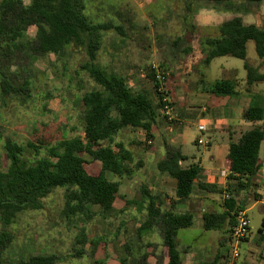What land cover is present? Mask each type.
Wrapping results in <instances>:
<instances>
[{
	"label": "trees",
	"instance_id": "1",
	"mask_svg": "<svg viewBox=\"0 0 264 264\" xmlns=\"http://www.w3.org/2000/svg\"><path fill=\"white\" fill-rule=\"evenodd\" d=\"M190 7L193 0H186ZM214 4L225 3V9H234L231 0H207ZM243 12L251 13L248 6H257L263 0H242ZM82 0H29L23 4L21 0H0V94L7 97L10 94L25 93L29 96L30 80L24 78L22 83L17 79L32 67L36 60L43 59L48 54L59 56L66 46L82 47L87 60L80 65L88 76L99 86L86 91L81 96L84 105L83 130L84 140L75 138L64 140L61 151L51 160L47 156L28 161L23 157V146L6 138L4 151L8 164L5 171L0 170V222L7 225L15 216L25 210H37L43 206L42 199L54 188L64 189L63 212L75 216L82 213L85 220L94 216L93 206H98L100 212L108 217L117 215L118 200H123L124 206L138 205L139 202L124 200L118 194L119 181L111 179L107 173L118 179L131 175L132 169L127 163L132 161L131 153L122 142L115 140L123 128L145 131L144 140L151 139V127L161 108V93L158 92V80L155 70L150 68L146 77L152 82L156 102L140 91L129 87L122 75L107 72L95 63L97 51L101 46L102 32L111 29L120 30L107 22H91L83 12ZM36 27L35 35L28 39L25 32L28 26ZM252 40L256 54L264 57V24H246L240 15L222 21L215 28L214 34L206 35L201 40L204 53L202 62H209L220 56H231L244 61L246 82L264 81V73H259L257 67L251 66L246 60V43ZM13 65L19 66V72L12 71ZM166 78V77H165ZM208 92L216 96L235 93L234 82L228 79L214 80L208 87ZM245 118L251 122L264 120V95L254 94L246 108ZM264 140V128L261 124L244 131L236 141H230L226 158L228 160V180L235 181L230 190L226 191L224 199L225 210L220 213L204 212L203 227L223 229L235 223L234 213L247 207V196L240 197V192L251 194V200L260 199L254 191L256 183L253 178L262 165L260 146ZM45 138L34 142L27 141L35 153H39L45 144ZM83 154L90 161L100 162L97 172L87 171ZM184 159L180 150L171 145L166 146V152L157 163V169L176 181L174 194L178 199H185L195 189L222 193V188L214 184L197 181L199 168L191 164L181 166ZM142 199L148 200L146 219L137 230H148L153 225L159 227L161 244L165 248L163 254L156 255L154 263L148 260L145 251L136 256L134 264H179L180 250L176 240L178 229L192 224L189 213H175L170 210L154 208L151 195L145 186H139ZM264 228V215L258 233ZM229 229V232H230ZM83 236L84 234L81 233ZM83 241L84 236H83ZM12 235L0 231V253L11 242ZM80 241V239H79ZM92 243V242H91ZM148 245H153L152 243ZM123 255L118 257L119 264H127L131 250L124 245ZM82 252L76 250L75 255ZM55 254L31 255L25 260L14 264H55Z\"/></svg>",
	"mask_w": 264,
	"mask_h": 264
},
{
	"label": "rangeland",
	"instance_id": "2",
	"mask_svg": "<svg viewBox=\"0 0 264 264\" xmlns=\"http://www.w3.org/2000/svg\"><path fill=\"white\" fill-rule=\"evenodd\" d=\"M21 1L23 4L29 2V0ZM82 1L83 12L91 22H107L120 27V30L112 27L102 32L101 46L97 51L95 63L107 72L124 74L132 85L137 81L138 91L147 94L154 102L156 99L152 82L146 74L152 65L162 69L157 54H164L176 60L186 55L193 57L200 47L201 33L190 26L192 20L195 17L214 14V20L218 21L221 17L216 10H226L224 2L214 4L207 0H193L190 7H187L186 0ZM231 2L234 4L231 13H244L242 0H231ZM260 7H264V0L257 6H248L253 10L251 12L253 14L260 13ZM35 32L36 27L30 25L25 35L28 39H32ZM188 45L192 48L190 52ZM181 48L187 51H181ZM246 53L250 64L258 58L252 40L246 43ZM86 60L87 55L82 47L68 45L59 56L51 53L43 59L36 60L33 66L17 79L19 84L24 78L30 80L28 97H25V93L10 94L7 97H2L0 94V170L5 171L8 164L3 147L6 138L23 146V157L28 161L43 156L54 160L55 155L61 151L59 144L64 140L85 139L84 105L81 96L84 92L99 87L87 72L80 68ZM221 64L241 67L243 60L231 56L216 57L211 61L208 74L213 75L215 79L223 78L225 72L221 70ZM11 70L19 72V66L13 65ZM171 102L177 120L178 110L172 100ZM159 112L163 116L161 111ZM261 126L264 128V120ZM191 129L193 130L194 127L191 126ZM136 130L123 129L115 137V140L126 143L135 160L148 146L141 140L132 138ZM38 138H45L46 142L39 153H35L28 147L27 141L34 142ZM190 146L193 149L194 146L192 144ZM187 147L184 146V151L189 153ZM83 156L88 160V163H85L87 171L96 170L90 157L86 154ZM260 157L264 169L263 146ZM42 202L43 206L40 209L20 212L7 225L0 222V231L4 230L12 235L11 242L0 253V264H14L31 255L39 254H55L57 256L55 264H119L118 257L123 255L124 242L131 250L132 255L128 258L135 256L141 250L139 248L141 242L134 232L135 225L140 219L135 216L108 217L100 212L98 206H93L95 214L88 220H85L80 212L68 217L63 212V188H54L42 199ZM121 203L123 201H117V205ZM246 213L250 236L257 237L258 229L261 227L262 210L256 205L247 209ZM81 233L84 234L85 241ZM221 235L223 232L205 230L195 222L192 226L178 229L176 240L179 250L187 244L196 249L204 245L211 248L218 243ZM157 238L153 235L150 240L158 241ZM224 241L226 242V238ZM232 246V242H228L221 248L223 253L227 254L222 260L224 264L239 263L248 255L249 245L241 243L238 248L239 256L230 263ZM253 246L257 250L261 248ZM76 250L82 253L76 256ZM207 255L205 252L201 256L207 261L212 259ZM260 259H257L255 264L260 263Z\"/></svg>",
	"mask_w": 264,
	"mask_h": 264
},
{
	"label": "crops",
	"instance_id": "3",
	"mask_svg": "<svg viewBox=\"0 0 264 264\" xmlns=\"http://www.w3.org/2000/svg\"><path fill=\"white\" fill-rule=\"evenodd\" d=\"M216 12L221 17L218 21L214 20V14H210L212 16L206 14L201 17H195L192 20V25L190 24V26L201 33L199 38L200 47L193 54V57L186 55L182 56L180 60H176L164 54H157V60H159V63H162L159 64L162 66L161 70L165 72L169 97L178 110V118L174 121L172 128H168L165 118L159 112L151 127L150 132L152 137L149 139V144L144 140L145 131L143 129H137L133 133L135 136H132V138L141 140L144 145L148 146L144 150L142 149L141 156H138L136 160L131 154L132 161L127 163L128 167L132 169L131 175L118 179L112 174L107 173L109 178L119 181L118 194L124 200H133L140 203V206L130 205L127 207L124 206V203L116 204V208L120 210L117 216L122 218L135 216L140 219V222L135 225L134 232L141 242L139 246L141 250L135 256L128 258L127 264H134L136 256L143 251L149 254L148 260L150 263H154L156 255L160 254H163L165 262L167 261L165 248L161 244L158 226L153 225L150 229L141 230L140 234L137 233L141 223L146 219V207L148 206V200L142 199L138 187L145 186L147 188L154 208L170 210L179 214L189 213L192 215V224L190 226L198 222V225L203 227L202 214L204 212H223L225 210L224 199L227 196L226 191L230 190L235 184V181L227 179L229 169L226 155L230 141H236L244 131L261 124V122L247 121L245 111L252 101L254 94L261 93L264 95V81L248 84L246 82V70L243 65L244 61L241 67L224 66L221 64L220 68L225 74L223 78L218 79L232 80L234 82L235 93L216 96L208 92L209 85L217 79L212 77L213 75L208 74L212 60L208 65H204L202 62L204 53L201 40L206 35L214 34L215 28L222 21L236 15H240L246 24H256L258 26L264 24V7H260V13L258 14H234L231 13V10L223 9L216 10ZM187 47L188 52H190L192 48H190V45ZM183 49L181 48V51ZM251 66L257 67L259 73H264V57L254 59ZM122 76L129 87L134 91H138L137 81H134L132 85L124 74ZM199 123L206 124L205 131L198 130L197 125ZM191 126L194 127L193 130ZM122 130L118 132L116 137ZM199 139L201 142H198ZM116 141L122 142L118 139ZM122 144L131 153L126 143L122 142ZM190 144L194 146L193 149H191ZM167 145L180 150L184 156V159L180 161L181 166L194 164L199 168L197 181L214 184L222 188L223 192H209L197 188L187 198L178 199L174 194L176 181L157 169V163L164 157ZM184 146H188L187 150H189V153L184 151ZM262 146L264 152V140L261 143L260 150ZM93 162L96 167V170L93 172H97L100 162L98 160H94ZM262 166L263 160L261 167L253 178L256 185L251 191H255L259 196L260 182L264 179V169ZM239 196L248 197L247 204L250 205L245 208L246 212L247 209L259 205L264 215V205L261 196L258 200H251V194L244 191H241ZM229 229V227L216 229L219 232H223V235L219 236L218 243L211 248L207 245L198 249L192 247L190 244L182 246L180 251L183 254L181 255L179 264H224L222 260L225 259L227 254H224L221 248L228 242L231 243ZM153 235L158 237V241L150 240ZM225 238L226 242L224 241ZM150 243L153 245H148ZM241 243H247L249 251L244 260L239 263L236 262V264H255V261L260 258V263L258 264H264V228L261 233H258L257 237H251L248 229L246 236L241 238ZM253 245L261 248L257 250ZM205 252L212 259L209 261L204 260L201 255Z\"/></svg>",
	"mask_w": 264,
	"mask_h": 264
},
{
	"label": "built area",
	"instance_id": "4",
	"mask_svg": "<svg viewBox=\"0 0 264 264\" xmlns=\"http://www.w3.org/2000/svg\"><path fill=\"white\" fill-rule=\"evenodd\" d=\"M152 68L155 70V77L158 80V87L157 90L158 92L161 93V108L160 111L163 114V117L165 118L166 124L168 128H172L174 121L176 120L175 118V112H174V107L173 104L169 98V93L167 90V85H166V78H165V72L163 70H160L156 65H152ZM197 128L199 131H205L206 130V124L204 123H199L197 125ZM146 142L149 144L150 140H146ZM198 142H201L199 139ZM260 194L261 200L264 205V179L260 182ZM234 219L235 223L232 225L230 232H229V237L230 241L232 242V253L230 256V263L233 260H236V258L239 256V242L241 238L245 237L246 234L248 233L249 229V219L246 213L245 209H239L234 213Z\"/></svg>",
	"mask_w": 264,
	"mask_h": 264
}]
</instances>
